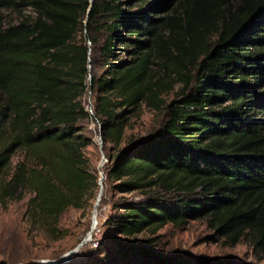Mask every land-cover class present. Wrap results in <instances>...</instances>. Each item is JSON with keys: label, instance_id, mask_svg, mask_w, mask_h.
I'll list each match as a JSON object with an SVG mask.
<instances>
[{"label": "trees", "instance_id": "trees-1", "mask_svg": "<svg viewBox=\"0 0 264 264\" xmlns=\"http://www.w3.org/2000/svg\"><path fill=\"white\" fill-rule=\"evenodd\" d=\"M170 4V15H153ZM146 5L0 0V172L13 151L25 159L3 193H31L28 211L53 234L97 186L82 133L93 119L101 148L114 152L102 171L108 211L95 246L63 264H79L81 251L82 264H241L154 251L166 224L199 219L229 245L248 236L252 253L264 255V0ZM2 10L19 22L5 26ZM173 81L181 89L166 105ZM140 105L163 109V118L120 147Z\"/></svg>", "mask_w": 264, "mask_h": 264}, {"label": "rangeland", "instance_id": "rangeland-1", "mask_svg": "<svg viewBox=\"0 0 264 264\" xmlns=\"http://www.w3.org/2000/svg\"><path fill=\"white\" fill-rule=\"evenodd\" d=\"M156 2L158 0H147L146 7ZM173 8V4H170L165 10H156L152 13L159 17L165 14L170 15ZM1 14L5 18V26L19 22L18 16L11 11L2 10ZM22 14L32 15L29 10ZM214 37L211 40H214ZM151 71L156 77L163 75L161 67L156 62L151 66ZM173 79L175 81L174 77ZM174 81L172 89L163 92L161 96L166 105L176 100L179 95L181 84ZM89 97L87 91L82 98L83 103H87ZM163 115V109L152 111L140 105L124 129L120 147L129 138L143 137L158 128ZM82 126V133L92 142L90 146L85 148L84 155L95 173L97 186L87 194L82 208H69L58 218L53 234L47 233L42 222L33 219L28 211L31 193L26 189H17L13 194L6 195L3 193V188L7 186L17 164L25 160L21 151L15 150L11 153L8 166L0 172V264H54L66 254L72 253L82 241H87V235L96 222L90 233V237H94L93 235L108 211V207L100 203L96 206L99 191L98 183L102 177V185V171L107 165L106 158L114 152L110 150L111 145H105L104 149L101 148L100 129L93 119L82 122ZM27 164L32 166V162ZM110 196L112 195L109 192L107 198ZM144 238L146 237L142 234L137 236L134 241H140ZM155 238L154 251L161 256L189 254L207 261L230 260L241 264H264L263 254L255 256L252 253L248 236L242 237L234 245H229L207 227L205 219L188 221L180 228L166 224L157 232ZM77 251L70 254L68 260L58 264L68 262ZM81 252L75 258V262L79 264L84 262L87 255V253Z\"/></svg>", "mask_w": 264, "mask_h": 264}, {"label": "water", "instance_id": "water-1", "mask_svg": "<svg viewBox=\"0 0 264 264\" xmlns=\"http://www.w3.org/2000/svg\"><path fill=\"white\" fill-rule=\"evenodd\" d=\"M101 179H102V177L99 179V183H98L99 191H98V195H97V199H96V206H97V204L99 203L100 198H101V196H102V192H103V187H102V185H101ZM91 231H92V230H90V232L88 233L87 237L90 236ZM85 242H86V240L82 241V242L76 247V249H75L72 253L76 252V251H77V250H78L83 244H85ZM72 253H68V254H66L65 256H63L62 258H60L59 260H57L54 264H58V263H61V262H64V261L68 260L69 255L72 254Z\"/></svg>", "mask_w": 264, "mask_h": 264}, {"label": "built area", "instance_id": "built-area-1", "mask_svg": "<svg viewBox=\"0 0 264 264\" xmlns=\"http://www.w3.org/2000/svg\"><path fill=\"white\" fill-rule=\"evenodd\" d=\"M89 104V102H88ZM87 110L89 114H92L90 107L87 106ZM94 237H87V241L85 243L91 244L92 246H95L94 239L98 236V230H96V233L93 235Z\"/></svg>", "mask_w": 264, "mask_h": 264}, {"label": "bare ground", "instance_id": "bare-ground-1", "mask_svg": "<svg viewBox=\"0 0 264 264\" xmlns=\"http://www.w3.org/2000/svg\"><path fill=\"white\" fill-rule=\"evenodd\" d=\"M93 219H95V217H93ZM95 224H96V222L94 223V226H92L91 230H93V228L95 227Z\"/></svg>", "mask_w": 264, "mask_h": 264}]
</instances>
